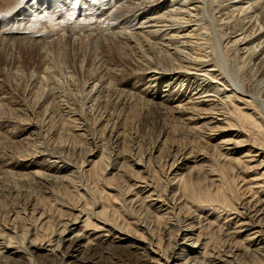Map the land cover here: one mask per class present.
Here are the masks:
<instances>
[{"label":"bare ground","instance_id":"6f19581e","mask_svg":"<svg viewBox=\"0 0 264 264\" xmlns=\"http://www.w3.org/2000/svg\"><path fill=\"white\" fill-rule=\"evenodd\" d=\"M76 1L77 5L73 0H0L2 71L10 70L6 64L16 58L19 63L20 45L32 44L41 58L30 83L22 87L24 101L10 107L9 114L1 109L7 97L0 91V110L5 114L0 112V139H8L13 147L30 143L25 150L15 147L9 155L0 153V172L41 184L56 203V215L43 209L36 213L33 207L31 212L10 215L14 230L19 228L20 244L10 231L0 232V264H54L57 260L102 264L95 259L110 248H120L140 264H181L177 241L169 242L180 229L185 237L190 234L191 245H197L202 256L208 245L217 253L207 257L206 264H233L218 256L220 252L229 257L233 252L229 246L217 245L219 251L213 250L209 235L215 231L232 238L233 249L263 257L264 0ZM59 37L81 41L71 71L66 64L54 62L48 52L49 44ZM128 68L139 71L122 80ZM69 71L81 74V80ZM56 74L75 91L69 88L64 95L67 89L61 83L63 95L62 88L56 91ZM1 81L0 75V87ZM136 101L172 116L174 132L199 141L197 147L171 148L173 159L163 180L164 175L153 167L156 156L151 152L158 154L164 140L145 164L140 157H132V183L121 178L129 169L124 155L129 147L123 145L128 141L123 134L127 129L119 123L121 119L116 121L120 115L110 121L114 112L109 108ZM229 131L232 134L226 137ZM104 138L118 146L112 154L106 151ZM254 167L262 170L249 179L242 177L241 181H248L235 188L237 171ZM106 173L111 176L105 177ZM118 177L120 183L112 185L111 180ZM131 190L136 192L128 194ZM128 205L154 208L157 223L160 218L167 220L163 237L148 233L151 225L133 220L126 213ZM67 209L72 218L59 226ZM197 255L192 261L205 263Z\"/></svg>","mask_w":264,"mask_h":264},{"label":"rangeland","instance_id":"374dc122","mask_svg":"<svg viewBox=\"0 0 264 264\" xmlns=\"http://www.w3.org/2000/svg\"><path fill=\"white\" fill-rule=\"evenodd\" d=\"M43 1L45 2L46 0H43ZM73 1L75 2L74 4L77 5V3H76L77 1L76 0H73ZM42 3L43 2H41V4ZM64 38H65V40H64ZM64 38L63 39L62 38L60 39V37H59V41H58V38L52 40L53 43H50L49 44V46L51 47L52 50L50 49L49 46L47 47V50L50 49V50H48V52L51 53L50 55H53L54 62H60V64L62 63L64 65L66 64V66H67L66 69L68 70V69H70V65L74 66L76 64L75 63L76 60H75V57H74V52L77 51L76 50L77 48L78 49L81 48V41L77 40V41L74 42L73 39H70L68 37H64ZM60 41H62L63 43L60 42ZM78 42H80V43H78ZM55 43H56L57 46L55 45ZM96 43H98L97 45L100 44L99 45L100 47H103V45L101 43H99V42H96ZM51 44H52V46H51ZM59 44H61V45H59ZM77 44H79V45H77ZM30 45H32V44L27 43V45L26 44L25 45L23 44V45H20V47L18 48V51H19V54L18 55L20 57L19 58V63H17V61H18L17 58L16 59L14 58L15 59L14 62H10V63L8 62L6 64L11 71L10 70H7L8 72L7 71L6 72H3L2 71L3 70L2 69L3 68V64H5V63H4V61L0 57V75H1V78H2V81H1V87L2 88L0 87V91H3L4 94H5V96L7 98L11 97L9 99H7V98L4 99L5 105H2L1 106V109L4 108L3 109L4 111L3 110H0V112L2 113V115L9 114V112H11V111H9V110H11L10 107L17 108V105L18 104H21L20 102L25 97V96H23V88L22 87H25L24 84L28 85L30 83L31 72L36 71L39 68V63L41 64V58H40V55H39L38 51L36 50V48H34V47L32 48ZM69 45L73 46V48L71 46H69ZM75 45H76V47H75ZM55 46H56V48H55ZM58 46H59V48H58ZM74 47H75V49H74ZM59 49L60 50L62 49L61 52L58 51ZM56 51L58 52V54L56 53ZM55 53H56L57 56L55 55ZM72 66H71V68H73ZM8 67H6V68H8ZM70 71H71V69H70ZM70 71H69V73H70ZM135 71H137V70L135 69ZM135 71L128 68L127 69V72L125 71V73H124V75L122 77V80H125V78L127 79L128 77H130L132 75L134 76L135 74H137V73H135ZM73 73H74V75L77 78L80 76L79 78L81 80V74H78L77 73V75H78L77 76L76 73L73 72V71L70 74L73 75ZM127 74H129V75H127ZM57 76L59 77V81L57 83H53V84L56 87H57V85L59 86L57 88L58 90L54 87V85H52L51 87H54V89H56V91H60V89L62 87L64 88V86L67 87L68 85H70V86H68V88L65 87V89H67V90L64 91V92H66V93L62 92V90H65V89H63V88L61 89L60 92H61L62 95H63V93H64V95L65 94L67 95L68 92L75 91V88L70 84L69 81H67L65 79L67 81L66 82L64 80V78H60V75L59 74ZM75 76H74V79L76 80V77ZM125 76H127V77H125ZM5 77H7L8 80ZM79 78L77 79V81H80ZM122 80H120V81H122ZM6 81H8V82H6ZM60 83L62 84V87H61V85H59ZM67 83H68V85H67ZM71 87H73V88H71ZM54 89L51 88L50 90L53 91ZM68 89L70 91H68ZM71 89H74V90H71ZM9 91H12V92L9 95H7ZM144 99H147V97H145ZM141 101L140 102H137L136 101L134 104L132 102L131 103H128L132 107H135L133 111H132L133 108L131 106H129L128 104L127 105L125 104L122 107L120 106V108L119 107H112V108L110 107L109 108L112 112H114V114L113 113L111 114V120L110 121L113 122V120L115 119V116H119L120 115L121 117L120 116L119 117H116V121L119 122V120L121 119L119 123H121V125H123V128L124 129H127V130H124V133L123 134L126 135V137H124V140L127 141V139H125V138H128V141H127V144L124 143L123 145L124 146L126 145L125 147H129V148H125L126 149V152L127 151L128 152L124 154L127 157V159L129 160V161H127L128 162V165H129V167H128L129 169L128 170H125L126 172L124 173V175H126V176L123 175L121 178L123 180H125L126 182H129V184L133 182L132 178H135V177H132L131 178V176H133L131 174H132V171H133L132 169L134 167L133 162L131 160L132 157L133 158L136 157V156L137 157H140L142 163L145 164L146 163V159L150 156V152L153 150L154 147L155 148H158L159 147L158 144H159V142L161 140H164L165 143L163 142V144L161 145L159 153L157 154V152H156V153L153 154V152H151V154H152L153 157L156 156V157H154V160H152L153 161L152 164H154V166L153 165L152 166L154 168L156 167L155 169L159 171L158 172L159 174L161 172V176L164 175V176H162V180L164 179L165 175H168V173H169V171H168L169 168H170L169 167V164H170V161H172L173 158H171V157L174 154V151L172 150L173 147L177 146V147H181V148L182 147L187 148L188 146H190V144H191V147H197L198 144H199V141L197 139L189 138V137L183 135L182 132H179V131L174 132V131H176L174 129V127H175L174 125H176V124H175V121L172 119V116L166 115V114H163V113H160L159 112V109H157L155 107H151V106H146V104H144ZM4 102H3V104H4ZM6 105L9 108L6 107ZM133 105H135V106H133ZM127 106L129 108V109L127 108L128 110H126V107ZM5 108H7V110L8 109L9 110L7 111ZM116 110H118L120 112H118ZM130 111H131V114H129ZM135 111H137V112H135ZM134 112L136 113L137 116L135 115ZM116 113H119V114L118 115H115ZM132 113H134V114H132ZM112 115H114V116L112 117ZM129 116H131V117L133 116L134 117V120L132 119L133 117L132 118L130 117L131 118L130 119ZM126 118H127V121H125ZM173 121H174V125H172L173 124ZM125 122H129V123H126V125H125ZM91 124H92V120H90V125ZM171 125L173 127H170ZM125 131L127 132L126 134H125ZM229 132H230L229 135H227L226 137L231 136L232 133H231V131H229ZM25 135L26 134L19 135V136L16 137V139H18V138L20 139V138L24 137ZM36 138H39V135ZM164 138L165 139L167 138L166 141H165ZM104 139H105L104 142L106 143L105 144L106 145L105 147L108 148V149H106V148L105 149H106V151L109 154H112V152H114L116 149H118L117 148L118 146L114 143L113 139H110V138H109V140L107 138H104ZM0 140H1L0 143L3 142L0 145H2V146L4 145L2 149H1V146H0V150H1L0 153H4V154H7V155L10 154V152H9L10 149H13V148L15 149V147H18V148H16L18 150L19 149L25 150V148L27 149L28 146L30 147V143L29 144L25 143L27 146L24 145L25 148H23L24 147L23 146V143H22V145H19V146L17 145L15 147H13L12 144H8L10 142V141H7L8 139L6 141H5V139L4 140L3 139H0ZM23 140H25V139H23ZM26 140H28V139H26ZM4 141L6 143H4ZM126 141H124V142H126ZM177 141H178L179 144L177 143ZM173 142H174V144H173ZM120 144H121V146H123L122 143H120ZM5 145H6V147L8 146L7 147L8 149L5 147ZM88 145L89 144H87V146ZM121 146L119 145L120 150L122 149ZM4 147H5V149H4ZM90 147H92V145H90ZM136 147H137V149H136ZM114 148H116V149H114ZM127 149H129V150H127ZM123 150H124V147H123ZM7 152H9V154ZM124 152H125V150H124ZM235 155H241V153L235 154ZM252 163L254 165V162H252ZM203 164H207V163H203ZM261 170L262 169L259 170V168L254 167L250 171L249 170H245L243 172L237 171V173L240 172L239 173L240 176L238 177V180H237L238 185L235 188H238V186L240 188H241V186L244 187L243 186L244 185V182L245 181L246 182L248 181L247 178L249 179V177H251V176L253 177V175H252L253 172L261 171ZM234 173H235V171H234ZM140 175L145 176L146 175V172L140 171ZM104 176L105 177H110L111 175L108 174V173H106V174H104ZM242 177L243 178L244 177H247L246 179H243L244 182L241 181ZM113 179H115V180H113ZM113 179L111 180L112 181V185H113V181H114V184L115 183L116 184H119L120 183L119 182V180H120L119 177H118V179L117 178H113ZM40 185L41 184L38 185V183H34V182H31L30 183V182L20 181L19 178L14 173L13 174L6 175V174L0 172V232H4V229L6 231H10L12 233V235L16 237L15 239H16V241H17L18 244H20V238H19L20 237V235H19L20 234V231H19V228H16L14 230V228L12 227L14 223H11L10 224V215L12 213H14L15 211H19V210H20V212H23V213L24 212H31L32 211L31 207H33L35 209L34 212L43 209L49 215H51V214L52 215H56V213H55L56 211L54 209L55 208L54 206H56L55 205L56 203L52 202V200L50 201L49 196L44 193V191L47 188H44V187H42V185L41 186ZM90 185L92 186V183H90ZM101 185L102 184H99V186H101ZM122 188L124 189V191L123 190L122 191L125 192V187H121L120 188V191H121ZM106 189H110L108 191L114 192L113 190H111V188H106ZM138 189H141V187L138 188ZM138 189H136V191H138ZM136 191L135 190H131V192H128V194L134 193ZM140 192H142V191H140ZM261 194H264V192H261ZM57 206L58 207H61L62 210H66V208L65 207H62L60 204L59 205L57 204ZM50 207H51V209H50ZM125 208H126V213L127 214H129V215L132 214L133 220H136L138 222L140 221L141 224L143 223V225H146V226L151 225L149 227L153 228L154 229V232H152V231L150 232L149 229H151V228H149V229L146 228L148 230L147 231L148 233H154L155 235H160V236L163 237V233H162L163 232V227H162V225H163V223L167 222V220L166 219L165 220L164 219L162 220V218H160V219H158L159 221L157 223V221L154 220V216H153L154 215L153 214L154 213V210H153L154 208L149 207V209L147 208V210H146V207H142V206H141V208L140 207H137V206L136 207L135 206H131L130 207L129 205L128 206H125ZM138 208H140V209H138ZM142 208H144V209H142ZM62 213H64V212H62ZM69 213H72V212L71 211H68V209H67V211H65V213L63 214L64 216H61V219L58 220L59 223L61 222L59 224V226L60 225L62 226L63 223L68 222L69 221L68 218L69 219L72 218V216H70ZM67 214H69V215H67ZM27 215H29V214H27ZM38 215L39 214H37V216ZM117 215H118V213H117ZM191 215L192 214H188V216H191ZM114 216H115V217H113L114 219L115 218L118 219L116 215H114ZM118 217H119V215H118ZM124 217H126V216L124 215ZM220 217L223 220L224 214L221 215ZM227 219H229V217ZM173 228H174L173 234L175 235L176 234L175 229L177 227L175 226ZM153 229H151V230H153ZM181 232L182 231L180 229L179 230V233L176 236L171 235L172 238L169 241L171 244L173 242V238L175 239V241H177V247H176L177 249L176 250H177V252H178L177 254L179 256V259L177 260V262H179L181 264H195L196 261H192L193 259L191 257H193V256H195V255L198 254L197 255V257H199L198 259L199 260H201V259L205 260V263H202V264H206L207 261L209 260L208 258H210V255L211 256H212V254L217 255L216 252H214V251H212L210 249L211 248V245H208L207 250H206L207 253L203 254V256H202L201 253H198L201 249L198 250L197 245H194V243H192V245H191V242L193 241V239L192 238L191 239H188V236L190 234L185 237V235H182ZM196 232L197 231H195V233ZM213 233L211 234L212 236L209 235L210 238H211V244H214V246H215L214 247L212 245L213 246V250L219 251L218 250L219 248L220 249H223L225 246L226 247L229 246L231 248V250L233 251L230 254L231 257L230 256L227 257L225 255L223 256L222 253H221V255H222L221 256L220 255V252H219V255L218 256H219V258H221V260L230 259V261L233 262V264H240V263H243L244 264L245 262H246V264H263L264 263V261H263L264 260V256L261 257V256H257L255 254L256 256H254V258H253L252 257L253 255L250 254L251 255L250 256L249 253H247V251H245V252L243 251L244 252L243 253L242 250H240V249H237V250L235 248L233 249L232 246H234V244H233L234 243V240L232 238L227 237L226 235H224L222 233V231H215ZM145 234H146L147 237H149L147 233H145ZM224 237H226V238H224ZM54 238H56V235L53 234L52 235V240ZM238 239H240V238H238ZM214 242H216V243H214ZM217 245L219 246V248H217ZM195 248L197 249L196 250L197 252H193V250ZM111 250H112V248H110V250L107 251V252H106V250L105 251L103 250V252L101 253L102 256L100 255L101 257L99 259L97 258L95 260H97L98 263H102V264H109V263L110 264H140L138 262V260H135L134 258H132L128 253L127 254H126V252L123 253L120 248H116V249L114 248L112 251ZM169 251H170V249H169ZM180 252H182V253L180 254ZM200 252H202V250ZM201 257H203V258H201ZM190 258H191V260H190ZM40 261H42V260H40ZM40 264H43V263L41 262ZM54 264H60V263L57 260ZM196 264H199V263H196ZM220 264H224V262H222Z\"/></svg>","mask_w":264,"mask_h":264}]
</instances>
